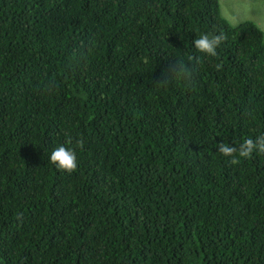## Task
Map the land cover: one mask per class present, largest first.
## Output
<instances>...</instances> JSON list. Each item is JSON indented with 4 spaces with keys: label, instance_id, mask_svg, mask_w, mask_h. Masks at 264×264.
<instances>
[{
    "label": "trees",
    "instance_id": "1",
    "mask_svg": "<svg viewBox=\"0 0 264 264\" xmlns=\"http://www.w3.org/2000/svg\"><path fill=\"white\" fill-rule=\"evenodd\" d=\"M260 135L264 31L220 0H0V264H264V152L217 150Z\"/></svg>",
    "mask_w": 264,
    "mask_h": 264
},
{
    "label": "clouds",
    "instance_id": "2",
    "mask_svg": "<svg viewBox=\"0 0 264 264\" xmlns=\"http://www.w3.org/2000/svg\"><path fill=\"white\" fill-rule=\"evenodd\" d=\"M219 43V37L210 38L208 35L204 34L193 40V47L205 55L212 56L215 55ZM184 75H186V71L181 67L179 76ZM217 150L223 156L228 157L232 164H236L238 162L237 156L240 158H247L253 154V152H264V135L256 137L255 140L246 139L238 148L228 144H220ZM48 162L57 169L67 172H71L77 167V158L74 150L63 145L57 146L50 151Z\"/></svg>",
    "mask_w": 264,
    "mask_h": 264
},
{
    "label": "rangeland",
    "instance_id": "3",
    "mask_svg": "<svg viewBox=\"0 0 264 264\" xmlns=\"http://www.w3.org/2000/svg\"><path fill=\"white\" fill-rule=\"evenodd\" d=\"M220 4L231 25L252 21L264 31V0H220Z\"/></svg>",
    "mask_w": 264,
    "mask_h": 264
}]
</instances>
